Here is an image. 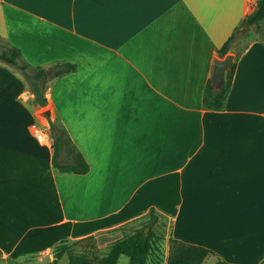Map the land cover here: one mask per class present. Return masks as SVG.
<instances>
[{"label":"crops","instance_id":"obj_1","mask_svg":"<svg viewBox=\"0 0 264 264\" xmlns=\"http://www.w3.org/2000/svg\"><path fill=\"white\" fill-rule=\"evenodd\" d=\"M256 1L0 0V37L31 69L75 65L41 82L38 105L20 69L0 62V264L50 262L62 237L105 250L150 208L169 220L167 238L264 264L261 41L232 42L225 107L202 104L218 48ZM44 107L86 173L53 167Z\"/></svg>","mask_w":264,"mask_h":264},{"label":"trees","instance_id":"obj_2","mask_svg":"<svg viewBox=\"0 0 264 264\" xmlns=\"http://www.w3.org/2000/svg\"><path fill=\"white\" fill-rule=\"evenodd\" d=\"M256 3L257 6L252 8L244 17L249 25H256L264 21V0H257ZM238 33V27L236 26L232 34L218 48L217 52L220 57L229 52L232 42ZM0 62L16 66L20 69L28 81L38 105H44L46 101L41 83L43 80L75 70V65L68 62H58L47 69L44 67L31 69L29 64L22 59L20 50L5 42L0 43ZM233 68L234 65H232L230 70L225 72L224 82L218 90L213 88L211 79L206 81L202 93L204 108L212 110L224 109L231 86ZM49 126L52 139L51 146L53 148L51 157L53 167L60 172L86 173L89 170V164L73 144L66 129L63 126L62 128H58L53 121H49ZM158 214L154 208H150L146 213L139 216L149 215L146 226L132 229L128 233L124 232L125 226L120 227L122 236L109 243L101 253L92 236L88 237L92 241L85 244L80 251L74 248L77 243L76 240L62 237L52 247L53 258L48 264H56L65 254L68 257V264H116L121 255L128 257L127 264H204L207 256L213 254L212 250L204 246L168 237L167 255L166 258L164 256L163 260L160 255V247L157 243L159 236L153 229ZM22 258H29V256L21 254L11 259L19 264H34L31 260L26 262ZM211 264L231 263L218 258Z\"/></svg>","mask_w":264,"mask_h":264},{"label":"rangeland","instance_id":"obj_3","mask_svg":"<svg viewBox=\"0 0 264 264\" xmlns=\"http://www.w3.org/2000/svg\"><path fill=\"white\" fill-rule=\"evenodd\" d=\"M253 40H259V41L264 43V21H262L256 25L255 24L249 25L248 30L241 31V32L239 31V33L236 34L235 39H234V41L236 42L234 50L236 52L241 51V49L243 47H245L249 42H251ZM0 43H4V40L0 39ZM30 72H31V70H30ZM46 108L50 110L49 117L55 121V124L57 125L58 128H62V125L60 124V122L56 118H54L51 109L49 107H44V108L40 109V111L42 113L39 114V117L42 119V122H43V129L50 132V126H49L48 121H47V116H45L43 114V112L45 111ZM157 217L158 218H157L156 223L153 225V229L155 230L156 234L159 236V240L157 241V243L160 247L161 258L164 260V255L166 254V251H167L166 244L168 243L167 235L169 232L170 222L164 215H162L160 213L157 215ZM148 218H149V215H143L139 218H136V219L128 222L125 225V228H124L125 231L124 232L128 233L132 229L145 227L146 223L148 221ZM90 241H92L90 238H86V239H82V240H76L77 243H76V246L74 248L77 251H80L83 249V246H85V244L89 243ZM99 251L101 253L104 250L99 249ZM22 260L27 262L30 259L29 258H22ZM215 261L216 260H215L213 255H208L204 261V264H211ZM41 263L48 264L49 262L47 261L46 258H43ZM127 263H128V257L126 255H121L118 258V261L116 264H127Z\"/></svg>","mask_w":264,"mask_h":264},{"label":"water","instance_id":"obj_4","mask_svg":"<svg viewBox=\"0 0 264 264\" xmlns=\"http://www.w3.org/2000/svg\"><path fill=\"white\" fill-rule=\"evenodd\" d=\"M257 6V5H256ZM249 29V24L244 19L241 24L238 26V31H245ZM233 65V54L226 53L223 57H217L213 60V71L211 76V84L215 90H218L223 82L225 77V72L230 70Z\"/></svg>","mask_w":264,"mask_h":264},{"label":"built area","instance_id":"obj_5","mask_svg":"<svg viewBox=\"0 0 264 264\" xmlns=\"http://www.w3.org/2000/svg\"><path fill=\"white\" fill-rule=\"evenodd\" d=\"M35 133H36V138L39 141L45 142L48 139V135L45 132L38 131L37 129Z\"/></svg>","mask_w":264,"mask_h":264}]
</instances>
